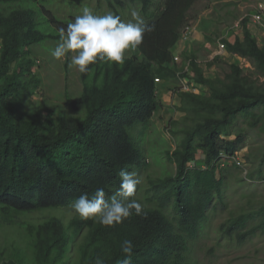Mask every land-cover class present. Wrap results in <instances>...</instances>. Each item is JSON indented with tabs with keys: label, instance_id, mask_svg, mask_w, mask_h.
Instances as JSON below:
<instances>
[{
	"label": "trees",
	"instance_id": "1",
	"mask_svg": "<svg viewBox=\"0 0 264 264\" xmlns=\"http://www.w3.org/2000/svg\"><path fill=\"white\" fill-rule=\"evenodd\" d=\"M45 1L0 0V230H19L8 246H0V264H96L97 259L119 264L125 239L134 245L131 264H193L192 246L213 226L218 242H227L228 249L254 237L263 240L264 146L257 148L260 161L246 177L237 176L246 163L232 159L247 141L239 123L248 120L254 128L264 120V80L258 83L264 79V38L259 42L250 32L249 18L240 22L241 35L221 42L252 69L232 64L223 79L207 77L198 56H186L190 82L200 92H181L183 119L170 122L178 131L171 132L175 149L165 157L174 172L147 175V183L137 186L133 199L143 204L145 215L133 214L113 227L75 216L66 227L63 212L81 194L91 196L103 188L111 197L120 187L122 170L137 167L138 176L146 171L139 138L160 106L154 80L176 79L172 50L198 0H104L122 20L125 2L136 6L155 30L126 52L124 64L97 62L90 66L93 71L80 73V92L65 95V110L57 114L26 101L41 83L32 46L59 40V33L38 30L41 11L58 30L75 19L52 17L42 6ZM102 7L97 0L95 13ZM228 18L230 11L219 14L214 39ZM216 60L205 66L211 68ZM137 125L141 130L131 138L129 130ZM245 158L248 163L257 159ZM58 209L60 218L44 216L38 224L26 219Z\"/></svg>",
	"mask_w": 264,
	"mask_h": 264
},
{
	"label": "rangeland",
	"instance_id": "2",
	"mask_svg": "<svg viewBox=\"0 0 264 264\" xmlns=\"http://www.w3.org/2000/svg\"><path fill=\"white\" fill-rule=\"evenodd\" d=\"M102 8L98 13L96 11L97 0H46L42 5L52 17L56 19H64L71 21L70 18H74L82 14L84 7H88L92 10L93 14L103 15L111 11L104 4V0H101ZM264 10V0H198L194 5L189 25L192 31V39L196 36V32L199 35L209 36L214 40V33L219 28L218 16L223 14L224 11L231 12V18H228L225 26L221 27L223 30V37L229 40H234V36L241 33L240 21L245 16L250 15L254 10ZM132 9H137L136 6L125 2V8L123 9V21L129 22L132 17L130 12ZM42 16L38 18V30L44 34H56L59 33L55 25L47 22L50 16L44 14L41 11ZM236 16V18H233ZM235 20H233V19ZM251 28V27H250ZM249 28V29H250ZM255 35L259 34V42L264 36H261L258 29H250ZM216 40L210 44V50L205 51L199 45H194L193 50L198 52V59L202 62L205 60L209 61L211 49L215 53L213 56H218L215 64L211 68L202 66L204 73L207 77H220L223 79L224 73L228 72L229 65L241 63L236 56H231L226 50L221 54H217L216 51ZM57 42L53 40H45L39 44L32 46L33 55H36V66H34L35 73L40 78L41 83L39 88L36 89L34 94L28 96L26 99L34 104H40L42 107L48 108V111H52L53 114H57V109L65 110V97L72 98L77 96L81 90L80 73L74 67L70 65L69 59H54L51 55V50L56 47ZM178 45L174 48L173 52L177 51ZM206 64V63H205ZM249 67L252 66L249 64ZM264 79L259 77L258 83H261ZM173 86H179L176 82ZM169 93V94H168ZM66 95V96H65ZM159 98L163 97V104L160 106L163 108L162 112L158 116H155L153 123L148 127L146 133L139 138L142 146L141 150L144 158L146 159L147 169L139 175L140 186L147 183V175L153 177L167 176L174 172V165L167 160L165 153L172 152L175 149V140L172 137V131H178V125L176 128H172L170 122L182 121L183 113L178 110L180 107L179 97L174 93H170L169 89L162 88L159 93ZM166 100V101H165ZM161 101H159L160 103ZM26 110H32L31 105L24 107ZM157 115V114H156ZM248 120L245 123L240 122L239 126L243 131L246 132V144L239 154L246 163L241 171H237L238 177H246L251 171H254L260 161V152L257 150L258 147L264 146V120L257 124L254 128H250ZM141 127L135 126L129 130L130 137H134L138 134ZM145 130V129H144ZM232 139V137H230ZM246 156L254 158L253 163H248ZM198 160L202 159V156L197 157ZM138 170L137 167L133 171ZM248 184L252 183L247 180ZM234 185V184H232ZM245 191V190H244ZM143 197L142 193L140 194ZM61 209L53 211H45L43 213H33L31 216L26 217L32 224H38L43 222L40 221L44 216H47L45 220L53 216L60 218ZM62 220L67 227V223L72 217L76 215L71 208L63 212ZM56 214V215H55ZM221 220V219H220ZM218 220L217 222H219ZM19 235V230L13 227H3L0 230V246L9 245L7 240L13 241ZM216 228L207 230L206 235L199 238L192 246V251L189 255V259H193V264H264V239L260 237H254L252 241L247 242L241 247L228 249V243H219L217 238ZM193 261L191 260V263Z\"/></svg>",
	"mask_w": 264,
	"mask_h": 264
},
{
	"label": "clouds",
	"instance_id": "3",
	"mask_svg": "<svg viewBox=\"0 0 264 264\" xmlns=\"http://www.w3.org/2000/svg\"><path fill=\"white\" fill-rule=\"evenodd\" d=\"M130 15L132 17L131 21L124 22L119 15H115L111 11L103 15H96L93 14L91 9L84 7L81 15L76 16L73 22L67 24L66 28L62 27L58 30L59 40L57 41L56 47L51 50L52 57L57 60L69 59L70 65L74 66L81 74L93 71L90 66L95 65L97 62L105 63L109 66L113 64L117 66L124 64L126 52L135 50L142 44L145 34L155 30V25L147 23L139 10L132 9ZM245 17L249 18V15ZM249 28L248 22V29ZM259 31L261 36H264V33L261 30ZM222 32L223 30H221L219 37H216V44L218 43L216 51L217 54L221 55H223L222 52L226 50V46L221 42V39L224 38L229 40L221 36ZM181 34V38L176 43L179 49L173 52L172 57V64L177 71L176 79L172 81L154 80L157 86L155 93L159 105L163 104L164 96L162 99L158 96L162 88L169 89L170 93L176 94L177 97H179L181 92H192L196 94L200 92L199 86H195V84L190 82L193 73L190 71L186 56L191 53L198 56V52L193 50L194 45H199L207 51L206 49L210 48L212 42L206 41L205 37L207 36L204 35H199V39H196L195 37L198 35L197 32L196 36L192 39V31L189 24L184 27ZM252 34L259 40V34ZM238 35H241V33L238 34L237 32L235 36ZM220 44H223L225 47L221 52L219 51ZM207 52L209 53V51ZM213 55H215V53L211 49L209 61L205 60L202 62L197 57V63L201 67L205 66V63L212 62L213 59L218 57ZM230 55L236 56L237 59L241 61L239 65L237 63L234 64L243 69H251L248 60L234 54ZM243 60L245 63H243ZM202 69L204 70L203 67ZM176 82L179 83V86H173ZM159 101L161 102L159 103ZM162 110L163 108L159 106L154 117L158 116V113L160 114ZM140 182V178L136 172L122 170L120 173V187L111 197L106 198L104 189L98 188L91 196L87 193L81 194L71 203L70 208L83 220L93 219L95 222L105 227L119 225L133 214L136 216L145 215L143 204L133 199ZM120 248L123 258L119 264H131L134 248L133 242L129 239H125L122 241ZM96 264H103V261L97 259Z\"/></svg>",
	"mask_w": 264,
	"mask_h": 264
},
{
	"label": "built area",
	"instance_id": "4",
	"mask_svg": "<svg viewBox=\"0 0 264 264\" xmlns=\"http://www.w3.org/2000/svg\"><path fill=\"white\" fill-rule=\"evenodd\" d=\"M249 26L252 27L254 30L259 29L264 33V10H254L253 13L249 15ZM225 49L223 44L219 45V51H223ZM243 63L245 61L243 60ZM247 66V65H245ZM236 157H232V159L236 162L237 165H241L243 163L242 157L239 153H236ZM224 158H227L226 156H223Z\"/></svg>",
	"mask_w": 264,
	"mask_h": 264
},
{
	"label": "crops",
	"instance_id": "5",
	"mask_svg": "<svg viewBox=\"0 0 264 264\" xmlns=\"http://www.w3.org/2000/svg\"><path fill=\"white\" fill-rule=\"evenodd\" d=\"M196 39H199L198 35L195 37ZM166 101V100H165Z\"/></svg>",
	"mask_w": 264,
	"mask_h": 264
}]
</instances>
